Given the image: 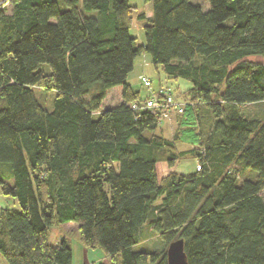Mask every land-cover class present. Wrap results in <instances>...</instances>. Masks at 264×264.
<instances>
[{"label": "trees", "instance_id": "16d2710c", "mask_svg": "<svg viewBox=\"0 0 264 264\" xmlns=\"http://www.w3.org/2000/svg\"><path fill=\"white\" fill-rule=\"evenodd\" d=\"M191 1L145 0L139 46L129 0H0V191L20 207L1 211L0 264H72L67 240L50 244L67 224L110 264H168L179 240L188 264H264V117L240 113L264 104V64L246 61L264 58V0ZM142 55L192 84L180 120L211 116L205 137L197 125L196 174L158 179L176 141L158 134L159 112L132 105L176 97L134 92ZM118 87L122 103L101 112ZM35 88L55 94L52 110ZM146 227L164 249L138 250Z\"/></svg>", "mask_w": 264, "mask_h": 264}, {"label": "rangeland", "instance_id": "374dc122", "mask_svg": "<svg viewBox=\"0 0 264 264\" xmlns=\"http://www.w3.org/2000/svg\"><path fill=\"white\" fill-rule=\"evenodd\" d=\"M61 10H64V4L58 1ZM193 5H200L205 12L209 11V3L205 0H192ZM129 4L134 9V24L130 31L132 38L137 40V45H145V27L148 23L145 20H139L138 16L145 13V0H129ZM3 6H1L2 8ZM11 10H8V14ZM234 23L233 20H229L225 23L227 26H231ZM250 63L264 64L263 57H251L246 60ZM147 79L151 83V87L147 88L144 86L142 80ZM127 83L132 86L135 93H140L142 98L151 97L155 93H158L161 88L169 89L173 95L176 97V101H184V95H188L189 91L192 89V84L184 80H171L164 73L161 67L156 68L148 55H142L135 61L134 70L129 75ZM36 99L40 104L46 109L52 110L55 100V94L53 92H45L41 89H33ZM88 99V98H87ZM122 103L120 101V93L115 90L108 92L107 98L102 106V111L115 108ZM240 113L247 117H264V104L259 105H247L240 107ZM207 114V113H206ZM205 112H201V118H178L177 114H172L168 120L162 122L161 128L158 134L163 136L169 141H176V154L178 155V161L175 163L174 167H170L168 158L170 154L168 152L160 153V160L157 164V176L159 180H163L171 174H176L179 176H191L196 174V155L192 150H196L197 147L194 146L197 142V132L198 129L201 130L203 137L210 131L212 127V119L209 114L206 116ZM198 125V129H197ZM199 149V148H198ZM197 149V150H198ZM246 177L254 178L255 176L251 173H245L242 180ZM264 199V191L261 193ZM162 203V198L156 203L160 205ZM12 210L20 211V207L17 201L11 197H6L0 191V219L2 210ZM143 242L138 247L140 251H160L164 249L165 242L150 229L146 227L142 233ZM67 240L73 251V263L72 264H84L86 261L88 264H100V258H95L96 255L92 250H87V255L84 254L86 250L80 242V235L78 232V226L69 224L68 226L56 227L52 230L50 236V244L57 246L61 240ZM168 250V249H167ZM166 250V252H167ZM98 254L104 256L102 252L97 251Z\"/></svg>", "mask_w": 264, "mask_h": 264}, {"label": "built area", "instance_id": "2783aa9c", "mask_svg": "<svg viewBox=\"0 0 264 264\" xmlns=\"http://www.w3.org/2000/svg\"><path fill=\"white\" fill-rule=\"evenodd\" d=\"M142 82L145 87H151V83L147 79H143ZM160 94L161 97L154 96L141 104H133L132 109L138 112H159L163 118V121L168 120L172 114H184L187 103L177 102L168 91H161ZM198 171H200V167H198Z\"/></svg>", "mask_w": 264, "mask_h": 264}, {"label": "water", "instance_id": "95a60500", "mask_svg": "<svg viewBox=\"0 0 264 264\" xmlns=\"http://www.w3.org/2000/svg\"><path fill=\"white\" fill-rule=\"evenodd\" d=\"M168 264H188L183 240L173 242L167 251Z\"/></svg>", "mask_w": 264, "mask_h": 264}, {"label": "crops", "instance_id": "0c3cea01", "mask_svg": "<svg viewBox=\"0 0 264 264\" xmlns=\"http://www.w3.org/2000/svg\"><path fill=\"white\" fill-rule=\"evenodd\" d=\"M113 90H115L116 92L120 93V101H122V98H121V95H122V89H121L120 87H118V88H115V89H113ZM113 90H111V91H113ZM68 225H69V224L64 225V226H68ZM72 225H73V224H72ZM74 225H75V224H74ZM92 251H93V253H95V255H96L95 258H97V259L100 258V264H110L109 261H108V259H107L105 256H101V254H98L96 250H92ZM87 253H88L87 250H85V251H84V254L87 255ZM84 264H88V262L86 261Z\"/></svg>", "mask_w": 264, "mask_h": 264}]
</instances>
